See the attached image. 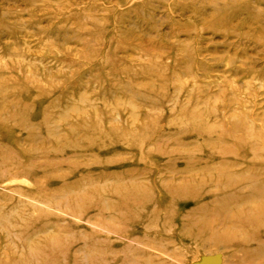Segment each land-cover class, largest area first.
<instances>
[{
  "label": "rangeland",
  "instance_id": "1",
  "mask_svg": "<svg viewBox=\"0 0 264 264\" xmlns=\"http://www.w3.org/2000/svg\"><path fill=\"white\" fill-rule=\"evenodd\" d=\"M0 264H264V0H0Z\"/></svg>",
  "mask_w": 264,
  "mask_h": 264
}]
</instances>
